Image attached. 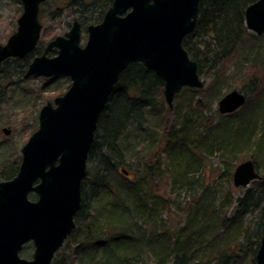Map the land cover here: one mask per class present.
I'll return each mask as SVG.
<instances>
[{"label": "trees", "instance_id": "1", "mask_svg": "<svg viewBox=\"0 0 264 264\" xmlns=\"http://www.w3.org/2000/svg\"><path fill=\"white\" fill-rule=\"evenodd\" d=\"M12 1L22 5L21 0ZM113 1L46 0L40 15L48 10L53 18L66 15L71 19L69 27L79 21L87 29L103 21ZM258 1L201 0L196 28L183 45L197 62L199 74L210 78L209 84L201 90L183 89L175 98L173 110L164 99L163 80L143 64H131L120 75L100 115L82 183V205L76 222L87 225L88 236L75 244L78 232L75 230L53 264H133L147 254L156 264H257L264 228V79L253 76L241 85L240 89L248 95L245 106L230 115L215 111L220 120L214 126L198 123L194 113L211 111L213 104L228 92L216 68L250 39H263L264 35L248 33L245 25L247 8ZM44 49L42 46L22 59L7 60L0 80L9 78L5 72L11 63L23 68L19 76L24 78L33 57ZM250 52L247 61L257 62L255 48ZM251 55L255 60H250ZM252 68L259 71L257 65ZM55 80L43 81L42 92L51 93L44 100L54 94L62 95L60 86L52 87ZM15 93L12 90L8 102ZM26 94L29 92L21 93ZM221 125L231 128L232 141L228 142L230 130L222 133L225 143L212 140L216 137L215 129ZM25 131L27 140L35 125L27 126ZM216 146L231 150L228 156L219 159L223 168L233 172L239 163L252 159L257 169L262 170L263 179L247 189L237 190L231 174L222 180L227 192L219 196V190L213 189L217 182L205 184L198 174ZM154 148L159 152L148 156ZM169 157L178 161L176 172L172 171L174 165L168 162ZM186 157L195 162L196 166L188 165L195 172L179 169ZM18 162L3 170L2 180L16 177ZM122 170L134 173L133 178L123 176ZM163 172L168 177L172 173V185L188 189L199 186V195L187 211H182L184 219L175 229H166L158 218L155 203L163 200L150 188ZM35 197L32 194L30 199ZM142 222H149L150 232L142 230Z\"/></svg>", "mask_w": 264, "mask_h": 264}, {"label": "water", "instance_id": "2", "mask_svg": "<svg viewBox=\"0 0 264 264\" xmlns=\"http://www.w3.org/2000/svg\"><path fill=\"white\" fill-rule=\"evenodd\" d=\"M21 2L17 31L0 45V72L5 61L30 55L40 42L39 14L46 0ZM200 2L114 0L103 21L88 27L84 47L81 24L75 21L30 63L26 79L67 77L72 83L41 109L38 130L22 148L17 176L0 182V264H52L72 235L100 115L129 65L141 63L163 80L170 109L184 88H204L198 64L183 45L196 28ZM245 23L249 31L264 35V0L247 8ZM53 50L57 56L49 57ZM247 99L233 91L221 100L219 112L233 114ZM3 132L11 133L7 128ZM261 179L249 159L237 166L233 184L248 188ZM31 194L37 200L32 201ZM28 243L35 249L31 260L21 257ZM256 261L264 264V228Z\"/></svg>", "mask_w": 264, "mask_h": 264}, {"label": "rangeland", "instance_id": "3", "mask_svg": "<svg viewBox=\"0 0 264 264\" xmlns=\"http://www.w3.org/2000/svg\"><path fill=\"white\" fill-rule=\"evenodd\" d=\"M22 12L23 7L21 4H17L12 0H0V45H5L8 39L17 31V21L22 15ZM40 22L42 24V32L38 49H40L42 46H44L45 48L47 44L56 37L64 36L69 32L71 28L68 26V24H70L71 22L70 18H68L66 15H63L61 18H53L49 10L44 12V14H41ZM248 33L255 34L250 31H248ZM87 40L88 33L85 30L83 31L82 35L81 46L84 47L87 43ZM250 40L251 42H249ZM250 40L248 41L249 43H245L244 47L242 46L243 48H241L239 52L235 53L234 56L227 59L226 61H223L219 65V67L216 68L219 70V73H217L218 77L223 78L221 80H224L225 82L224 89H228V92L231 90H241L240 86L243 85L246 81H250L251 77L253 76L258 78L259 80L264 79V37L263 39H258L255 41H252V39ZM247 46L250 50H253L255 48L254 53L256 54L254 56H258L257 62L247 61V56L249 55V49H247ZM43 52L44 51L41 50V53H37L39 55H36L33 58L41 56ZM55 56H57V51H51L49 57ZM254 56L250 57L251 61L255 60ZM254 65H257V69L259 71H256V69L252 68V66ZM216 69L215 71L217 72ZM22 70L23 68H21L19 65L11 63L7 67L5 72L6 76L9 78L3 77L0 80V182L4 181L2 180L3 170L8 169L9 166H11L18 160V166L20 167V162L22 160V148L28 142L33 133L38 130V121L41 109L48 102L54 103V100L60 96H63L71 86V80L67 77H59L62 78L60 80L59 78H56L57 80H55V78L25 79L22 76H19V72ZM202 79L205 85L209 84L210 78L208 76H203ZM44 80H55V82L52 84V87L60 86V89L63 90L62 95L54 94L52 92V94H54L52 95V98H47L46 100H44L47 95L51 94L47 93L48 91L42 92L41 89L44 85ZM12 90L16 91L15 97L14 99L12 98L11 102H8ZM23 90L29 92V94L21 95ZM190 96L187 95V97ZM216 109L217 105H214V108H212V110L209 112H195L194 119L197 120L198 123H201L203 125L207 124L208 126H211L214 124V122L216 124L220 120V117L215 114ZM197 115L201 117V122L199 121V117ZM208 118L209 120H207ZM32 125H35V131L33 133H29L30 136L27 138V140H25L27 136V131L25 130L27 126ZM4 128H8L11 130V134H9V136L4 134ZM229 130L231 136V138H229L228 140L229 142L230 140L232 141L231 128L223 125L218 126L215 129L214 134L216 138L222 139V133H229ZM258 135L259 131L257 129L256 139ZM160 149H162L161 145ZM154 152H159V149L154 148L148 153V156L153 155ZM175 158L171 159V157H169L168 160L169 163L174 165L172 171H175V168H178V161ZM219 159L220 156L212 154L210 158L206 159L203 162V168L200 169L201 171L198 174L200 180L205 184L217 182V186L213 185V189L216 191L219 190V196H222L225 194L224 192H227L225 183L219 180H215V176H217V174H219L221 169L223 168V165L220 163L221 160L219 161ZM192 161V158L188 157L183 163V168H186L188 165H194L195 162ZM260 172L262 173V170H260ZM121 173L123 174V176L126 175L123 172ZM128 175L130 178H133L134 173H129ZM170 176H172V173ZM170 176L168 177V175L163 172L161 176H158L160 179H155L157 181L151 184L150 188L152 189V191L158 192L160 194L164 203L163 205H165V209L168 208L165 211H160V214H163L162 219L166 229H175L177 227V223L182 220V217L184 219V215L182 216V211H187L188 207L193 204V199L199 195V186H196L194 189H188L186 186L182 187L179 184H177L178 186L172 185L173 181ZM149 194H151V190H149ZM239 194V192L236 193V196L238 197ZM149 197L150 199H153L151 196ZM142 225V230H145L147 232L151 231L152 227L149 225V222H142ZM75 230H78L74 239V241H76L75 244L83 241L88 236V227L83 223H77ZM33 254L34 247L32 243H30L28 244L26 250L23 251L21 256L25 259L31 260ZM56 257L57 255L55 256L53 263L55 262ZM132 263L155 264L152 263L150 258L148 257H140L139 259H135V261H133Z\"/></svg>", "mask_w": 264, "mask_h": 264}, {"label": "bare ground", "instance_id": "4", "mask_svg": "<svg viewBox=\"0 0 264 264\" xmlns=\"http://www.w3.org/2000/svg\"><path fill=\"white\" fill-rule=\"evenodd\" d=\"M249 51V55H250V50H248ZM252 56V55H251ZM251 56H249V57H251ZM233 91H237V92H239V93H241V94H244L245 96L247 95L244 91H242V89L241 90H231V91H229V92H227V93H225L223 96H221L220 98H219V100L217 101V102H215L214 104H213V106H212V108H214V105H217V109L215 110V111H217L218 110V112H219V104H220V102H221V100L226 96V95H228L229 93H231V92H233ZM240 109H242V108H240ZM239 109V110H240ZM239 110H237V111H239ZM236 111V112H237ZM235 112V113H236ZM219 114L220 115H222L220 112H219ZM198 117H199V121L201 122V117L199 116V115H197ZM207 120H209V118L207 119ZM195 121V120H194ZM198 122V121H197ZM218 123V122H217ZM215 125V122H214V124L213 125H211V126H214ZM213 141H215V142H217V143H219V142H224L225 143V140L224 139H218V138H213L212 139ZM254 143H255V141H253L252 142V144H253V146H254ZM190 144H192V142H190ZM192 145H194V144H192ZM192 145H190V147H192ZM231 150H230V148L228 147H223V146H216L214 149H213V151L211 152V154H213V155H218V156H220V158L221 157H223V156H228L231 152H230ZM187 154H189V153H187ZM188 157H186L185 158V160L187 159ZM193 162V161H192ZM191 162V163H192ZM190 163V164H191ZM240 164V163H239ZM238 164V165H239ZM237 165V166H238ZM183 166L184 165H182V166H179V169H181L183 172H186L187 170H192V171H194V169H192V168H190V166L188 167H186V168H183ZM237 166L234 168V171L232 172L231 170H226V167L225 168H222L221 169V171H220V173L219 174H217V176H215V180H219V181H221L222 182V180H226V178L229 176V175H231V174H233V175H231V178H232V180H233V176H234V173H235V171H236V169H237ZM174 168V167H173ZM175 170H177V168H175ZM223 170V171H222ZM87 172V171H86ZM176 172V171H175ZM178 172V171H177ZM195 172V171H194ZM259 173L261 174V172L259 171ZM261 176H262V174H261ZM262 179H263V176H262ZM261 179V180H262ZM261 180H255V181H253L252 183H254V182H256V181H261ZM252 183H251V185H252ZM156 204V207L158 208V218L159 219H161L162 221H163V219H162V216H163V214H160L161 212V210H167L168 208H166L165 209V205H163L164 203L163 202H160V203H155ZM148 207L150 208V205H151V201L150 200H148ZM75 223H76V225H77V222H76V218H75ZM261 240H262V238H261ZM144 251L145 252H147V250L146 249H144ZM148 253V252H147ZM145 257H148V258H150L149 257V255L147 254ZM150 260H151V262L152 263H155V261H153L151 258H150ZM156 264V263H155Z\"/></svg>", "mask_w": 264, "mask_h": 264}, {"label": "flooded vegetation", "instance_id": "5", "mask_svg": "<svg viewBox=\"0 0 264 264\" xmlns=\"http://www.w3.org/2000/svg\"><path fill=\"white\" fill-rule=\"evenodd\" d=\"M75 22V21H74ZM73 22V23H74ZM79 22V21H78ZM80 23V22H79ZM81 24V23H80ZM81 28H82V25H81ZM88 29V28H87ZM87 29H85L86 30V32H87ZM83 28H82V35H83V31H85ZM81 42H82V38H81Z\"/></svg>", "mask_w": 264, "mask_h": 264}]
</instances>
